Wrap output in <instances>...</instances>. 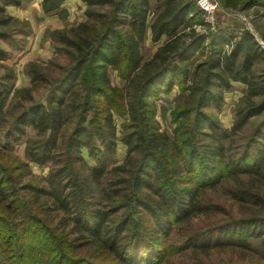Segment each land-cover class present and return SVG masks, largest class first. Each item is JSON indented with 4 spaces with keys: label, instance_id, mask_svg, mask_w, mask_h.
<instances>
[{
    "label": "trees",
    "instance_id": "trees-1",
    "mask_svg": "<svg viewBox=\"0 0 264 264\" xmlns=\"http://www.w3.org/2000/svg\"><path fill=\"white\" fill-rule=\"evenodd\" d=\"M65 1L42 0V11L64 15ZM81 1L87 21L54 32L57 51L69 60L62 75L46 79L36 66L27 73L48 91L38 102L28 89L23 100L31 105L14 124L19 135L35 131L26 157L49 170L44 186L21 185L27 165L0 162V264H167L174 254L193 255L190 264H220L200 254L230 249L264 261V76L252 71L264 49L257 38L244 31L234 40L225 30L204 39L185 21L198 18L194 0H155V11L150 0ZM27 2L0 0V40L13 39L6 8ZM262 2L220 0L223 9L242 12ZM148 34L154 43L166 39L145 62ZM223 45L231 49L224 53ZM207 47V61L190 73ZM11 81H0V100ZM234 83L248 92L225 129L204 109L218 108ZM175 86L169 133L155 99ZM116 117L124 119L120 129ZM119 143L126 149L120 164ZM224 183L225 201H213L210 193ZM50 202L61 214L58 225Z\"/></svg>",
    "mask_w": 264,
    "mask_h": 264
},
{
    "label": "rangeland",
    "instance_id": "rangeland-1",
    "mask_svg": "<svg viewBox=\"0 0 264 264\" xmlns=\"http://www.w3.org/2000/svg\"><path fill=\"white\" fill-rule=\"evenodd\" d=\"M150 1L151 8L155 11V7L160 4L156 3L155 0ZM178 1L179 0H176L175 2ZM194 1L195 12H199L198 18L190 14L186 16L185 21L191 24V28L195 29L198 35L206 39L208 35L212 33L218 34L220 31L223 33V31L226 30L229 37L232 35L233 39L237 40L244 31H248L257 38L260 46L264 49V0L262 2L263 4L243 12L223 9L220 0H214V5H217L214 27L205 24V15L198 6V0ZM40 2H42V0H29V2L25 3L22 7L8 6L6 8L7 15L13 19V25L11 26L13 39L10 43L0 40L2 48L6 51V56L0 59V81L8 75H12V81L7 82V93L4 98L0 100V157H3V159L0 158V162H8L12 167H16L17 163H25L27 165L25 170L28 172L24 174L21 185L29 183L30 181H37L38 185L44 186L45 183L43 179L47 176L49 169L47 167L39 168L36 164L30 163L26 157V143L29 140L36 139L37 135L35 131L29 127L24 128V135H19V129L16 124H14V120L17 118V114L20 113V109L24 105H31L30 100H23L25 99L24 97L27 96L28 89L29 95H32L38 102L43 101L48 91L46 87L32 85V77L27 74L31 66H36L42 70L45 73L44 76L46 79H58L62 75L63 69L68 65L69 60L65 54L57 51L56 47L61 46L57 42L54 32H68L81 23L86 22L87 17L85 11L87 7L83 9L81 6L76 8L72 6L74 8L72 10L62 8L61 12H65L64 15L59 13L45 14L42 11ZM30 7L32 10L30 9L27 11ZM194 18L195 21H202L204 25L196 24L197 22L194 21ZM190 29L186 30V33H188ZM150 37L151 36L148 34L142 48V56L145 62L152 59L158 47L162 45L166 39L163 38L160 43H154ZM208 43L209 41H206L203 45H208ZM219 49L225 53L230 50L231 47L223 45L222 47L220 46ZM209 51H211V48L207 47L203 54L200 53L195 55L196 61L189 67L190 73H193L194 69L207 61ZM239 59L241 58L238 57V60ZM257 63L258 64L252 68V71L258 75L264 76V55H262L261 60H258ZM108 73L114 85L118 87L124 85V83L120 81L116 71L109 68ZM197 75V79H200V71ZM22 91L23 93L21 94ZM17 92L18 94H16ZM247 92L243 84L234 83L231 91L226 92L224 101L218 108L215 105L211 106V108H205L204 110L209 114H214L221 122L223 128L229 129L233 123L235 107ZM178 95H180L179 87L175 86L171 93H163L155 99L159 109L157 118L162 123L163 129L167 130L169 133L172 131V125L170 124L168 113L175 107ZM164 114L167 115L166 118ZM259 119L260 118H255L254 123ZM123 120L122 118L116 117L118 129L121 128ZM125 156L126 149L119 143L115 157L116 162L120 164L125 159ZM226 186H228V184L224 183L218 186L216 191H212L210 193L211 199L217 202H224L226 197L222 191ZM33 201L36 206H41L44 204V197L42 196L38 201L33 199ZM52 204V202L49 203L51 207L48 213L53 219L54 225H58L61 214ZM234 209L236 211V208ZM171 237H174L175 243H178V235L172 234ZM200 256L203 261L212 263L264 264V261L257 260L252 253H246L240 249H230L225 252L209 251L207 254H200ZM192 257L193 255L191 254L183 257L175 256L174 254L172 261L167 264H190L195 261Z\"/></svg>",
    "mask_w": 264,
    "mask_h": 264
},
{
    "label": "built area",
    "instance_id": "built-area-1",
    "mask_svg": "<svg viewBox=\"0 0 264 264\" xmlns=\"http://www.w3.org/2000/svg\"><path fill=\"white\" fill-rule=\"evenodd\" d=\"M214 0H198V6L205 15V24L214 27L216 21L217 5H214Z\"/></svg>",
    "mask_w": 264,
    "mask_h": 264
},
{
    "label": "crops",
    "instance_id": "crops-1",
    "mask_svg": "<svg viewBox=\"0 0 264 264\" xmlns=\"http://www.w3.org/2000/svg\"><path fill=\"white\" fill-rule=\"evenodd\" d=\"M38 6H39V4H38ZM72 6H74V8L81 6L83 9H85L87 7L86 4L83 3L81 0H66L65 3L63 4V8H67V10L74 9ZM9 9H11V8H9ZM30 9H31V7L28 8L27 11L30 10Z\"/></svg>",
    "mask_w": 264,
    "mask_h": 264
}]
</instances>
